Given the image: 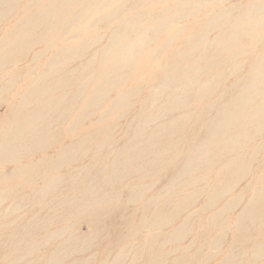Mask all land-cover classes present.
<instances>
[{
    "label": "bare ground",
    "instance_id": "bare-ground-1",
    "mask_svg": "<svg viewBox=\"0 0 264 264\" xmlns=\"http://www.w3.org/2000/svg\"><path fill=\"white\" fill-rule=\"evenodd\" d=\"M167 1L0 0V166L23 163L0 182L42 184L0 189V264L264 257V0ZM157 59L158 85L122 90Z\"/></svg>",
    "mask_w": 264,
    "mask_h": 264
},
{
    "label": "rangeland",
    "instance_id": "rangeland-1",
    "mask_svg": "<svg viewBox=\"0 0 264 264\" xmlns=\"http://www.w3.org/2000/svg\"><path fill=\"white\" fill-rule=\"evenodd\" d=\"M25 2L27 3V1H25ZM25 2H23L22 5H24ZM172 2H173V0L167 1L168 4H170ZM242 4H243V1L242 0H230V1L226 2V3H224V6H234V7H237V6H240ZM164 6H165V2L163 3V7ZM16 14H17L16 11L12 13V18L10 17L8 19V22L9 23H11V21H12L11 19H13ZM186 25H187V22H183V21L176 23L172 27V33L181 36L187 30L185 28ZM213 38L214 37H213V34H212L210 36V39H213ZM163 44H164V42L161 43V45H163ZM152 47H155V45L152 46ZM147 65H150V67L146 70L145 73L143 72V74H145V75L141 79H144V80H137V81H135L134 78H131V80L129 81V84H127L125 87H123L122 90H125L126 91L129 88L136 89V90H141V93H143V91H144V95H145L147 93V91H145V88H148V87L149 88L150 87L153 88L156 85H158V83H159L158 81H160V79H161V68H162L161 66L164 65V61H162V59L161 60L157 59V60H155L153 62L148 63ZM34 75H36V74H34ZM116 94H117V92H114L110 96V98L111 99L114 98L116 96ZM137 104L138 103L136 102V105L133 108H130L128 110V112L129 111L130 112H129L128 117L126 119L119 121L120 119H118V118H107L103 122H99V123H101L99 125H98V123L91 124L89 122V123L85 124V127L83 129H81L77 133V135L83 136L88 130H93V129H96L98 127H101V129H102V128H105V127L117 125L118 122H119V124H124V121H127V120L131 121L132 120V116L136 113V111L138 109V105ZM11 112H12V110H11V105L10 104L6 103L5 101H3V102L0 103V120H4V118L5 119L6 118H9V116L11 115ZM71 121H73V120H69L68 119L67 123L65 124V129L68 128V126H69V124H70ZM119 133L120 132H117L115 134V137H116L115 139L116 140H117V138H121L120 137L121 135ZM54 154H55V152L53 150H51V151L49 150L45 154L36 156L34 160L36 161V160H39V159H44L46 156H52ZM22 165H23V163L22 164H9V165H5V166H0V177L1 176L11 177L12 176V173L16 169H19V168L21 169L22 168L21 167ZM26 173H28V172H26ZM22 178L23 179L15 178V179H13L11 181L2 182V183L0 182V189L2 191L8 192L10 189L16 188L18 185L23 186V187L30 186V187H36V188L42 185V184H39V185H28V183H26L25 180L28 181L29 179H31V176L30 175H26V176H24ZM9 179H11V178H9ZM162 185H163V182L159 186H157V188L161 187ZM13 186H15V187H13ZM246 186H247V182H243L241 185H239V186L236 187V189L234 190V192L232 193V195H229L227 198H225L224 200H222L219 204L223 203L226 200L231 199L235 195L240 194L241 192H243V190L246 188ZM8 188H10V189H8ZM8 205H9V202L7 204H5L4 207L5 206L7 207ZM240 210H241V208L239 206L237 208V210H234L230 214V216L231 217H235L236 215H238L240 213ZM109 214H110V210L108 209L107 213H105L100 219L101 220H105L106 223H107L106 225H108V226L111 225V227H116V224H111V222L108 221L109 220V218H108ZM75 223H76V226H74L71 231L72 232H75L76 234L78 232V234L81 237L90 236L91 234L94 233V230H93L92 225L91 224H88L87 222H85L84 218H82V217L81 218H77L75 220ZM67 235H68V233H67ZM192 236L193 235H191L190 237H188V239L185 241V244L186 243L189 244V242L193 239ZM231 244H232L231 236H227V239H226L225 243L223 245H221L222 246L221 250L218 251L222 255H220L219 257L216 258V262L218 260H224L226 258L227 253L229 252V249H230ZM24 252H26V249L25 248H24ZM215 252L216 251H214L212 253L214 254ZM93 253H95V251H93ZM96 254L99 255L100 252H97ZM85 256H87V254H85ZM33 257H31V258H33ZM248 257H250V255H248ZM257 264H264V257Z\"/></svg>",
    "mask_w": 264,
    "mask_h": 264
}]
</instances>
